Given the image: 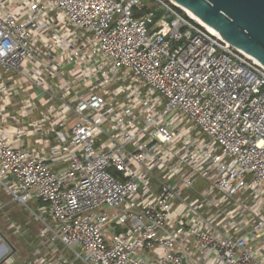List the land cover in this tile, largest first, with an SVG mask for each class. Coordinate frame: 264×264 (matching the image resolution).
<instances>
[{
	"label": "built area",
	"instance_id": "1",
	"mask_svg": "<svg viewBox=\"0 0 264 264\" xmlns=\"http://www.w3.org/2000/svg\"><path fill=\"white\" fill-rule=\"evenodd\" d=\"M8 204L26 264H264V67L170 0H0Z\"/></svg>",
	"mask_w": 264,
	"mask_h": 264
},
{
	"label": "water",
	"instance_id": "2",
	"mask_svg": "<svg viewBox=\"0 0 264 264\" xmlns=\"http://www.w3.org/2000/svg\"><path fill=\"white\" fill-rule=\"evenodd\" d=\"M173 1L191 11L203 24L216 30L223 40L264 67V0ZM4 263L5 260L0 262Z\"/></svg>",
	"mask_w": 264,
	"mask_h": 264
},
{
	"label": "rangeland",
	"instance_id": "3",
	"mask_svg": "<svg viewBox=\"0 0 264 264\" xmlns=\"http://www.w3.org/2000/svg\"><path fill=\"white\" fill-rule=\"evenodd\" d=\"M4 202L8 203V200L5 199ZM12 223L21 227L25 232L15 234L9 229ZM40 229L41 224L28 211L16 204H8L0 210V262L13 251H15L13 254L15 264H26L36 260ZM6 241L11 244V247ZM32 264H35V261Z\"/></svg>",
	"mask_w": 264,
	"mask_h": 264
},
{
	"label": "bare ground",
	"instance_id": "4",
	"mask_svg": "<svg viewBox=\"0 0 264 264\" xmlns=\"http://www.w3.org/2000/svg\"><path fill=\"white\" fill-rule=\"evenodd\" d=\"M173 1V0H172ZM174 2V1H173ZM175 3V2H174ZM175 5H177L179 8H181L182 10H184L186 13H188V15H190L192 18H194L195 20H197L198 22H200L202 25H204V26H206L205 24H203L200 20H199V18L195 15V14H193L191 11H189V10H187V9H185V8H183V7H181V6H179L178 4H176L175 3ZM208 27V26H207ZM208 29H210L214 34H216L218 37H221L220 35H219V33L216 31V30H214L213 28H210V27H208ZM245 54V53H244ZM245 55H247V54H245ZM249 58H251V59H253L255 62H257L258 64H260L257 60H255L254 58H252L251 56H249V55H247ZM261 65V64H260ZM262 66V65H261Z\"/></svg>",
	"mask_w": 264,
	"mask_h": 264
},
{
	"label": "trees",
	"instance_id": "5",
	"mask_svg": "<svg viewBox=\"0 0 264 264\" xmlns=\"http://www.w3.org/2000/svg\"><path fill=\"white\" fill-rule=\"evenodd\" d=\"M177 10H178V11H180V12H182V11H181V10H179L178 8H177ZM182 13H183V12H182Z\"/></svg>",
	"mask_w": 264,
	"mask_h": 264
}]
</instances>
